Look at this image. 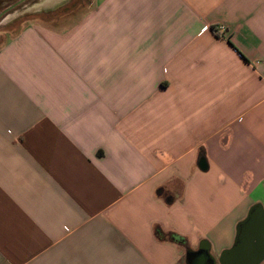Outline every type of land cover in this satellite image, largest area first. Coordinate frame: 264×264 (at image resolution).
Segmentation results:
<instances>
[{
	"label": "crops",
	"instance_id": "obj_1",
	"mask_svg": "<svg viewBox=\"0 0 264 264\" xmlns=\"http://www.w3.org/2000/svg\"><path fill=\"white\" fill-rule=\"evenodd\" d=\"M40 13L0 45V264H219L264 210V0Z\"/></svg>",
	"mask_w": 264,
	"mask_h": 264
},
{
	"label": "water",
	"instance_id": "obj_2",
	"mask_svg": "<svg viewBox=\"0 0 264 264\" xmlns=\"http://www.w3.org/2000/svg\"><path fill=\"white\" fill-rule=\"evenodd\" d=\"M198 250L200 254L196 259L197 264H207L209 260L211 264L216 263L209 255L206 241L199 244ZM187 253L191 251L188 250ZM218 263L264 264V210L261 205L253 206L247 217L239 223L232 247L220 254Z\"/></svg>",
	"mask_w": 264,
	"mask_h": 264
},
{
	"label": "rangeland",
	"instance_id": "obj_3",
	"mask_svg": "<svg viewBox=\"0 0 264 264\" xmlns=\"http://www.w3.org/2000/svg\"><path fill=\"white\" fill-rule=\"evenodd\" d=\"M40 1L0 0V45L7 38L19 32L24 26L40 21V11L45 9V7L33 9L37 4H41ZM220 254L221 252L219 253V257Z\"/></svg>",
	"mask_w": 264,
	"mask_h": 264
},
{
	"label": "flooded vegetation",
	"instance_id": "obj_4",
	"mask_svg": "<svg viewBox=\"0 0 264 264\" xmlns=\"http://www.w3.org/2000/svg\"><path fill=\"white\" fill-rule=\"evenodd\" d=\"M199 254V250L187 253L184 258V264H197L196 259L198 258ZM207 264H211V260L207 261ZM215 264H217V262Z\"/></svg>",
	"mask_w": 264,
	"mask_h": 264
},
{
	"label": "bare ground",
	"instance_id": "obj_5",
	"mask_svg": "<svg viewBox=\"0 0 264 264\" xmlns=\"http://www.w3.org/2000/svg\"><path fill=\"white\" fill-rule=\"evenodd\" d=\"M40 3H42V4H40L39 7H42L43 6V7L46 8V7H49L51 4L56 3V0H41Z\"/></svg>",
	"mask_w": 264,
	"mask_h": 264
},
{
	"label": "trees",
	"instance_id": "obj_6",
	"mask_svg": "<svg viewBox=\"0 0 264 264\" xmlns=\"http://www.w3.org/2000/svg\"><path fill=\"white\" fill-rule=\"evenodd\" d=\"M172 239L180 243L184 242V239L178 235H172Z\"/></svg>",
	"mask_w": 264,
	"mask_h": 264
},
{
	"label": "built area",
	"instance_id": "obj_7",
	"mask_svg": "<svg viewBox=\"0 0 264 264\" xmlns=\"http://www.w3.org/2000/svg\"><path fill=\"white\" fill-rule=\"evenodd\" d=\"M215 31L218 33H222L224 31V29L222 27H218V28H216Z\"/></svg>",
	"mask_w": 264,
	"mask_h": 264
}]
</instances>
